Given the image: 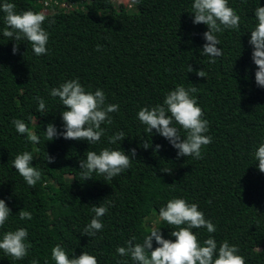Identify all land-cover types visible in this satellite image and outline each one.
Listing matches in <instances>:
<instances>
[{
  "label": "trees",
  "instance_id": "16d2710c",
  "mask_svg": "<svg viewBox=\"0 0 264 264\" xmlns=\"http://www.w3.org/2000/svg\"><path fill=\"white\" fill-rule=\"evenodd\" d=\"M39 1L0 0V6L9 2L18 14L40 13ZM62 1H53L54 11L45 14L49 42L47 55L41 56L27 41L3 36L5 14L0 10V199L12 214L0 228V239L4 232L25 228L31 245L22 261L0 250V264H31L33 259L55 264L51 250L58 244L70 258L87 252L98 264H133L130 257L116 254L132 237L142 243L155 228L175 242L170 235L175 229L158 216L159 208L174 198L198 204L215 226L212 234L193 229L201 245L210 236L218 247L227 240L238 247L245 264H264V173L254 156L264 142V88L256 85L248 43L257 23L255 9L264 7V0H228L240 26L216 34L223 55L215 64L201 53L208 28L192 22L194 0H130V10L115 9L112 0H75L78 8L66 10ZM199 70L206 78L196 75ZM74 79L86 91L102 90L106 104L119 105L109 114L112 123L102 124L105 134L95 145L63 137L48 141L44 133L50 123L63 130L61 112L66 109L49 95L51 89ZM181 85L198 89L192 95L209 122L206 135L212 142L202 147L199 160L177 159V150L155 130L146 133L137 119L141 108L162 105L166 94ZM36 97L44 99L46 111H37ZM15 119L23 120L40 143L18 134ZM120 131L125 139L109 144L108 138ZM181 135H186L182 129ZM145 140L152 145L147 150ZM156 145L159 152H154ZM104 148L125 154L136 149L137 155L131 168L112 180L94 173L85 181L78 161L86 159L87 151L99 154ZM24 151L33 155L32 166L42 173L34 188L12 167ZM47 155L55 162L47 164ZM102 203L108 206L101 218L103 230L95 237L83 236L95 215L91 207ZM21 210L31 212L32 219L20 220Z\"/></svg>",
  "mask_w": 264,
  "mask_h": 264
},
{
  "label": "clouds",
  "instance_id": "9594fccd",
  "mask_svg": "<svg viewBox=\"0 0 264 264\" xmlns=\"http://www.w3.org/2000/svg\"><path fill=\"white\" fill-rule=\"evenodd\" d=\"M15 9L14 3L4 2L0 6V10L5 14L3 36L14 41H27L36 56L47 55L49 33L43 28L45 14L31 10L18 14ZM192 10L193 24H204L208 28V31L203 33L205 43L201 53L210 58L208 61L210 64H215L217 58L223 55L222 49L217 47L220 40L216 34L225 30H238L240 16L229 6L228 0H194ZM255 20L257 23L250 32L251 38L248 43L252 46V61L257 67L256 85L264 88V7L258 6L255 9ZM18 46L17 43L13 46L14 55L18 51ZM101 48L102 46L97 45L96 50L100 51ZM192 71L193 68L188 65V72ZM196 75L206 78L204 70L197 71ZM197 91L195 86L189 88L177 86L166 94L162 105L150 109L141 108L137 114V119L145 126L146 133L152 135L155 130L156 134L165 138L177 150V159L181 157L202 159V147L212 142V137L206 135L209 131V122L204 119L203 110L192 95ZM49 95L52 98L58 97L66 110L61 112L62 131H57L54 124L47 125L44 133L48 141L63 137L65 140L86 141L89 145H95L105 134L102 124H111L109 114L119 110L117 104H106V96L102 90L97 89L94 93L86 91L78 79L66 81L59 87L52 88ZM35 99L38 101L37 111H46L44 99L40 97ZM12 124L18 134H26L27 141L33 144L40 143L39 136L31 131L23 120L15 119ZM181 129L186 133L185 136L181 135ZM124 139L125 133L120 131L110 136L108 142L115 144ZM151 146L147 140L142 143L145 150ZM160 148V145H156L154 152H159ZM85 154L86 159L78 161L81 176L85 181L92 179L94 173L109 181L131 168L137 152L136 149H131L130 154H125L121 150L104 148L99 154L96 151H87ZM254 156L258 161L259 172L264 173V142L259 145ZM32 162L33 155L24 151L15 157L12 167L28 186L34 188L40 181L42 173L36 166H32ZM46 162L51 164L55 159L47 155ZM198 209V204H190L184 199L169 200L166 206L159 208L158 216L160 220L166 221L171 229H175L170 233L175 237V242L164 239L160 229L153 228L142 243H134L136 238L132 237L126 242V247L116 248V254L120 257H130L133 264H245L244 257L237 254L238 247L230 245L227 240L218 247L216 240L210 236L201 245L193 229L206 228L207 232L212 234L216 232V228ZM91 211L95 215L83 229V236L87 237H95L103 230L101 218L108 212V206L102 203L99 206H92ZM10 215H12L10 208L0 199V228L5 226ZM18 216L20 220L32 219L31 212L26 210H21ZM27 237L28 231L25 228L4 232L0 239V250L13 261H22L29 255L31 248L26 242ZM153 241L158 245L154 250ZM51 257L55 264H98L97 258L87 252H83L79 257L70 258L59 244L52 248ZM31 264L39 262L33 259ZM117 264H128V261H118Z\"/></svg>",
  "mask_w": 264,
  "mask_h": 264
},
{
  "label": "rangeland",
  "instance_id": "374dc122",
  "mask_svg": "<svg viewBox=\"0 0 264 264\" xmlns=\"http://www.w3.org/2000/svg\"><path fill=\"white\" fill-rule=\"evenodd\" d=\"M51 1V2H50ZM56 2L58 0H40L38 4L42 5L43 6V9H42V13L44 14H47V13H51L52 11H54V6H52V2ZM88 0H78V2H87ZM44 2H49V5L48 6H44ZM75 0H70L69 2H66L65 0H63L61 2V4L63 5V7L65 6L66 7V10H70V9H75V8H78V5ZM112 4H113V7L115 9H118L119 6H122L128 10L132 9V2L130 0H112Z\"/></svg>",
  "mask_w": 264,
  "mask_h": 264
},
{
  "label": "built area",
  "instance_id": "2783aa9c",
  "mask_svg": "<svg viewBox=\"0 0 264 264\" xmlns=\"http://www.w3.org/2000/svg\"><path fill=\"white\" fill-rule=\"evenodd\" d=\"M55 4H57V2H55ZM44 6H48L49 5V2H44L43 4ZM63 6V5H62ZM65 7V6H64Z\"/></svg>",
  "mask_w": 264,
  "mask_h": 264
}]
</instances>
